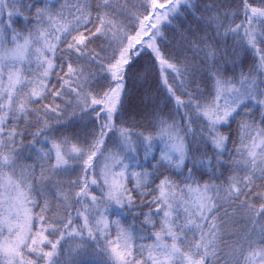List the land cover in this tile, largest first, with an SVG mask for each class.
<instances>
[{"label":"snow or ice","instance_id":"obj_1","mask_svg":"<svg viewBox=\"0 0 264 264\" xmlns=\"http://www.w3.org/2000/svg\"><path fill=\"white\" fill-rule=\"evenodd\" d=\"M0 264H264V0H0Z\"/></svg>","mask_w":264,"mask_h":264}]
</instances>
